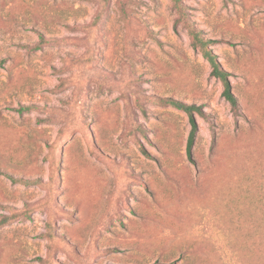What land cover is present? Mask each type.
<instances>
[{"label":"rangeland","instance_id":"374dc122","mask_svg":"<svg viewBox=\"0 0 264 264\" xmlns=\"http://www.w3.org/2000/svg\"><path fill=\"white\" fill-rule=\"evenodd\" d=\"M180 3L0 0V264H264V0Z\"/></svg>","mask_w":264,"mask_h":264},{"label":"trees","instance_id":"16d2710c","mask_svg":"<svg viewBox=\"0 0 264 264\" xmlns=\"http://www.w3.org/2000/svg\"><path fill=\"white\" fill-rule=\"evenodd\" d=\"M173 1L178 9L181 8L180 0H173ZM189 32H190V36L192 40L191 41L192 47L194 49H198L201 52L202 56L208 61L210 68H211V72H210L211 76L218 78L221 81V84H222L221 96L229 104L231 113L233 115L237 114L239 112V103L235 95L232 93L228 72L222 68V66L217 60L216 55L211 49L212 40L204 39L201 36L200 31L193 27L190 28ZM2 65H3V60L0 61V66ZM169 103L175 108L185 112L189 116L191 128H190L189 135L187 138L186 153L188 157H191L192 148H193L197 130H198L197 123L194 118V112L202 115L203 114L202 107L199 105H195V104H186V103L176 101V100H169ZM31 109H33V106H21L17 109V112L20 114H23L25 112L30 111ZM10 179L13 182L16 181L14 178L10 177ZM22 181L25 184L38 183L37 180L33 182L24 181V180ZM8 221L9 220L7 218L0 221V226L6 225Z\"/></svg>","mask_w":264,"mask_h":264}]
</instances>
